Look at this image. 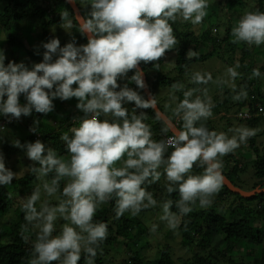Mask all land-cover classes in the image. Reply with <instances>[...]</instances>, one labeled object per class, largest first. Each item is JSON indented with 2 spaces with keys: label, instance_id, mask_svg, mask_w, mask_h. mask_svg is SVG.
<instances>
[{
  "label": "clouds",
  "instance_id": "1",
  "mask_svg": "<svg viewBox=\"0 0 264 264\" xmlns=\"http://www.w3.org/2000/svg\"><path fill=\"white\" fill-rule=\"evenodd\" d=\"M66 2L74 9L78 6L77 0ZM81 4H90L86 16L80 15V9L75 11V26L87 34L86 44L77 45L73 38L61 47L59 39L53 37L42 42L43 59L31 68L22 62L5 64L0 50V114L9 116L7 120L29 116L33 109L47 114L53 111L56 98H77L76 108L84 113L78 126L69 129L71 135L64 132L60 136L67 155L58 154L39 139L24 144L18 139L12 141L33 162L26 171L39 182L20 203L26 222L20 229L22 239L29 241V225L35 230L27 264H78L82 255L85 264H95L109 230L107 222L95 221L94 217L110 202L114 203L115 219L125 213L135 217L142 210L159 206V220L176 232L182 217L197 208H209L220 192L222 157L258 131L245 125L227 132L210 130L205 122L213 116L215 104L208 88L200 85L213 78L211 73L197 71L190 78L194 87L171 85V103L165 105L171 116L164 119L161 129L171 135L155 139L146 123L147 113H137L136 109L151 108L160 120L156 96L149 93L145 99L127 84L121 87L117 83L133 71L130 81L139 89H147L140 63L158 62L177 45L172 24L178 19L201 24L208 15L209 0H81ZM60 16L63 28L74 27L67 9H62ZM231 37L232 43L264 45V11H245L231 29ZM197 55L189 49L186 58ZM239 68L237 62L226 69L227 80L214 81L228 84L234 101L248 95L245 87L237 91ZM260 75L258 68L253 69L249 79ZM177 92H182V99L175 95ZM21 94L24 104L19 100ZM125 102L135 107L129 111L123 106ZM101 116L113 119H99ZM194 166L202 171L194 173ZM162 176L166 193H179L175 201L160 203L149 191ZM14 178L18 173L5 166L0 152V185H9ZM173 206L178 211H173ZM58 220L64 221L59 231ZM157 228L153 223L150 231L155 233Z\"/></svg>",
  "mask_w": 264,
  "mask_h": 264
},
{
  "label": "trees",
  "instance_id": "2",
  "mask_svg": "<svg viewBox=\"0 0 264 264\" xmlns=\"http://www.w3.org/2000/svg\"><path fill=\"white\" fill-rule=\"evenodd\" d=\"M77 4L82 16H86L90 11V4L82 6L80 0H77ZM62 9H67L73 19L74 27L71 29L73 30V38H75L77 45L86 44V35L81 34L77 30L75 26L77 21L75 20L73 9L66 0H27L26 2H21L20 0H0V31L6 35L3 39L6 40L7 38V42L16 47V49H23L20 57L15 56L11 59L6 58L5 64L9 61L14 62V59L16 60L17 58L23 62L25 61V58L22 59L23 55L28 58V61L37 60L34 61L33 64L39 63L42 61L43 52L45 51L42 47V42H47L51 38L56 37L59 39L61 47H63L67 42L71 41L73 38L70 40L63 39L56 32L62 29V20L60 16V11ZM256 9L264 11V0H209V8L207 9L208 15L200 24L201 27L199 31L194 30L190 22H181L178 19L172 24L174 35L178 40L177 45L173 49L166 51L165 56L158 62L140 63L146 75L152 95H155L154 93L160 89H164L165 92L171 93V85L173 83H182L185 85V88L195 86L191 84L189 80L193 74L192 72L189 73V66L192 63L204 62L211 57L217 56L223 58L222 55L233 59L236 50H239L241 56L238 62L240 68L243 70V74L237 86V91H239L241 87H245L248 95L246 99L235 101L237 106L231 116L237 120V124H232L228 118V111L230 110L228 104L234 95L229 85H218L215 83L220 93L212 91L214 84L211 81L207 85H200V87L208 88L209 95L212 97L215 104L213 115L218 114L219 118L230 126L228 129L240 125L258 129L257 134L250 137L247 143H245L252 151V156L249 161L252 165V171L249 179L254 182L246 189L258 185L260 187L264 186V142L261 143L258 140L261 135H264V90L260 86V80L264 78V59L261 64H256L255 57L257 50L255 51V49L258 46L248 45L243 42L238 44L232 43L231 29L238 20L235 16L236 13L242 15L245 11ZM52 27H55V30H52ZM36 28L37 30L35 31ZM23 31L25 32L24 34H22ZM28 35L31 38H38V50L35 49L36 47H25L24 38ZM28 42L30 41L28 40ZM189 49L197 52L198 55L191 59H187L186 54ZM171 52L175 53L176 60L172 68L167 71L162 68V65L164 64L167 54ZM247 56L252 57V61L249 63H245ZM154 63H158L159 68H157ZM256 68L259 69L261 75L249 79L252 70ZM131 75H133V71L128 72L126 76L127 79H129ZM117 83L119 84V80ZM137 89L139 90V94L146 99L142 89ZM175 94L178 98L182 99V92H177ZM155 96L159 109L165 113L167 117H170L171 112L169 111V113H167L163 109V105L158 101L157 95ZM19 100L21 104L26 103L23 94H21ZM77 103L78 101H75L73 104L68 103V106L74 107V110L70 109L69 111L67 110L68 106L66 107L62 104L61 109L56 112V116L50 118L51 121L49 122L47 119L46 122L43 120L45 119V114L38 113L34 109L29 116L22 115L20 117V122L22 119V125H24L26 129V134H17L14 140H20L21 144L25 142H34V138L38 135L40 141L44 143L46 147L54 148L58 154L67 155L64 142L60 139V136L64 132H69L72 126H78L79 116L84 113L76 108ZM53 104H55V102H53ZM123 106L129 111L132 110V107L128 106V103H124ZM258 107H261L263 111L259 112ZM243 108H248L253 116L246 118L237 115L238 112H242L241 110ZM136 111L137 113L141 111L147 113L149 117L147 123L150 124L155 139H163L164 136L171 135V132L165 134L161 131L162 127H164L163 120H156V112L153 109H136ZM221 111L224 112L221 113ZM8 117L9 116L0 114V121H5V127L4 129H0V132H6L11 125L15 127L16 130L20 127L16 122L17 119L14 118L9 121L7 120ZM105 118L110 121L113 119L111 116ZM34 121L38 123L34 124ZM205 123L210 130H227V127L223 130L216 129L211 119H208ZM177 126L179 127L178 121ZM30 128H35L36 131L30 132ZM69 134L71 135L70 132ZM12 141L0 146V152H17V150L21 149L13 146ZM241 146H243V144H241ZM241 146L233 153H229L222 157L224 163L223 173L232 183L240 187L242 186L237 182H245V180L240 178V174L247 170V164L242 165L236 155L237 150L240 149ZM200 170L201 168L197 166L193 168V171L196 173L200 172ZM34 180V175L26 172L22 176L14 178L11 183L15 184L17 189L22 193L25 191L24 188L31 187ZM164 184L165 179L161 177L158 183L153 184L149 188V191L153 193L158 202L162 203L166 199H173L174 201L178 199L179 193L174 192L169 196L165 191ZM12 193L8 185H0V264H27V260L32 251V243L35 240V230L29 225L30 231L26 233V235H29L30 239L28 242L22 239L20 229L21 225L26 222L24 221V215L21 211V202H18ZM226 194H230V196L233 197V201L228 203L229 212L227 215H224V211H219V209H222V206H219L218 201ZM28 195H30V193H28ZM37 206L39 207V205ZM172 210L178 211L175 206H173ZM143 211L144 210L141 212ZM110 214L113 215L112 218ZM114 217V203L112 202L107 206H102L94 217L95 221L107 222L109 230L107 239L101 244L102 252H98L95 258V264H105L103 258V249L105 245L122 244L126 246L129 243H133L135 247L136 238L147 232L148 228L143 218L139 215L133 217L129 213H125L120 219H115ZM177 231L181 235L182 242L185 243L189 251L194 250L190 258L182 259V264H246L243 262V259H237V254L235 255L236 252H239L242 245L251 247L248 251L254 250L255 246L260 245L261 248L259 253L247 252L245 255H249L252 264H264V192L249 198H244L239 194L231 192L223 185L220 192L215 196L212 205L207 209L197 208L194 212L182 217L180 227ZM215 235L223 237V246L220 249H215L213 246ZM145 245L140 248L137 247L135 250H130L129 258L125 263L151 264L148 257L142 254V249ZM155 263L172 264V259L166 246L159 251ZM78 264H85L83 255L80 261H78Z\"/></svg>",
  "mask_w": 264,
  "mask_h": 264
},
{
  "label": "rangeland",
  "instance_id": "3",
  "mask_svg": "<svg viewBox=\"0 0 264 264\" xmlns=\"http://www.w3.org/2000/svg\"><path fill=\"white\" fill-rule=\"evenodd\" d=\"M21 2H26L27 0H20ZM81 1V0H80ZM236 18H240V14L236 13ZM238 21V20H237ZM22 26V25H21ZM62 27V26H61ZM59 27V28H61ZM193 29L196 31L200 30V24L199 25H192ZM37 30V28L35 29V31ZM52 30H55V27H52ZM32 32V31H29ZM58 33V35H60L61 38L66 39V40H70L73 38V30L72 29H65L62 27V29H59L58 31H56ZM25 32L23 31L22 34H24ZM34 33V32H32ZM222 34V33H221ZM30 35V34H29ZM27 36L26 38H24V43H25V47L29 48V47H36L35 49L38 50V46H39V42L38 38H31L30 36ZM34 35V34H31ZM6 35L5 33L0 31V50H3V53L5 55L6 58H13V57H20V55H22V50L20 49H16V47H14L13 45H10L7 42V38L6 40H4L3 38H5ZM3 42H2V41ZM28 40L30 42H28ZM37 42V44H36ZM38 45V46H37ZM201 50V49H200ZM257 50L256 53V64L259 65L261 64L262 60L264 59V45H260L258 46L255 51ZM223 58L221 57H211L207 60H205L204 62H194L189 66V73H194L197 71L200 72H208L211 73L213 80L211 81L214 86L212 87V91L214 92H218L220 93V90L217 89V85H215L214 81L217 78H223L225 80L228 79L227 75H226V69L228 67L234 66L240 58V52L239 50H236V54L235 57L232 59L222 55ZM25 61H21L19 58H17L16 60L14 59V62L16 63H24L27 67L31 68L34 64V61L37 60H31L28 61V58L25 57L24 55L22 56ZM55 58V57H54ZM176 60L175 57V53L171 52L167 54V57L164 61V64L162 65V68H164V70H170L174 64V61ZM27 61V62H26ZM250 61H252V57L251 56H247L245 63H249ZM237 71L242 75L243 74V70L241 68L237 69ZM241 75L240 77H238L235 81V83H237L236 85H239V82L241 80ZM119 80V85L121 87H123L125 84L128 85V87L132 88L133 90L137 91L139 93V90L137 89V87H135V83L130 81L129 79H127V77L124 78H120ZM190 80V79H189ZM188 81V80H186ZM228 85V84H227ZM76 85H73V87H75ZM242 86V85H240ZM260 86L262 87V89L264 90V78H261L260 80ZM217 89V90H216ZM155 95H157L158 101L161 103V105H163V109L169 113V109L165 108L166 104H170L171 100H170V96L172 93H167L164 91V89H160L159 91L154 93ZM176 95V94H175ZM177 96V95H176ZM178 97V96H177ZM75 101H78L77 98L73 97L70 98L68 100H61L59 98L54 99L53 102H55L53 111L45 114V119H43L46 122V119L49 121H51L50 118L56 116V112L59 111L62 107V104L64 106H68V103H74ZM59 105H58V104ZM128 103V106L132 107V109L134 108V103H129V102H125V104ZM236 103L235 101L231 98V101L228 104V107H230V110L228 111V118L230 119V121L232 122V124H237V120L231 116V114L234 112V110L236 109ZM174 107V104H173ZM74 110L73 106H68L67 110ZM224 111H221V113H223ZM110 117V116H109ZM101 118H105L103 116L99 117V119ZM213 121V125H215L216 129L218 130H223L224 128L227 130H225L224 132L228 131V126L224 121L221 120V118H219L218 114L213 115L211 118H209ZM16 122L19 124L20 127L17 128V130L15 129V127H13L12 125L9 126L8 130L6 132H0V146H3L4 144H7L9 141H12L16 138L15 135L22 133V135L26 134V129L24 127V125H22V119L20 122L19 120H16ZM147 123V121H146ZM30 130V129H29ZM229 135H231V133H229ZM15 136V137H14ZM259 142H264V135H261L258 138ZM15 148V147H14ZM251 149L249 148V146L247 144H243V146H241L240 149L237 150L236 155L238 157V159L240 160V163L242 165L247 164L246 168L247 170H245V172L240 174V178L245 180V182L243 183H239L237 182L239 185H241L242 189H246L247 187L251 186L254 182L253 180L249 179V176L251 171H252V165L250 164V159H251ZM4 156V162H5V166L7 168H9L10 170H12L13 172H17L18 173V177L19 173H23L25 174L27 171L26 169L33 163L32 161H30L25 153L24 149H19L17 150V152H13V151H7L6 153H3ZM202 171V169L200 170V172ZM194 172V171H193ZM196 173V172H194ZM199 173V172H197ZM248 180H247V179ZM162 179H165L162 176ZM39 182L35 179L32 184L31 187H26L24 188L25 191H23L22 193L17 189V186L13 183L9 184V188L12 190V195L15 196V199L18 200V202H21V198L28 196V193H31V191L34 189V187H36V185ZM264 185V184H263ZM233 201V197L230 196V194H226L224 195V197L218 201L219 206H222V209H219L220 212L224 211L225 214H228V203ZM53 203H55V200L53 199ZM39 205V204H38ZM108 204L102 205V206H107ZM101 206V207H102ZM112 213V212H111ZM161 214V208L156 207V208H149V209H145L143 212L139 213V216L141 218H143L144 223L147 226V232L146 234H141L136 238V245L134 247L133 243H129L128 245H122V244H114V245H105L104 249H103V258L105 260V264H126V260L129 258V251L132 249H137L142 247L143 245L144 248L142 249V254L144 256H147L148 259L151 261V264H156L155 260L157 259L158 255H159V251L161 249H163V247H167V250L170 253V257L172 259V264H182V259H186V258H190L192 256V251H189V249L187 248V246L185 245V243L182 242V237L181 235L178 233V231L176 230V232H173L172 230H169L166 226V224L162 221L159 220V216ZM111 218L113 215H111ZM6 217V216H5ZM64 223V221L62 220H58L56 222V227H57V231H59V228L61 226V224ZM155 223L158 225L157 231L155 233L150 231V227L151 225ZM114 226V224H113ZM222 236L219 235H215L214 237V242H213V246L215 249H220L223 246L222 243ZM148 242V243H147ZM263 245H264V241H263ZM249 248L251 247H245L244 245L241 246L239 252L235 253L237 259L242 260L243 262L246 264H252L251 263V258L249 257V255H245V253L247 252H260V245L255 246L254 250H249ZM234 255V256H235Z\"/></svg>",
  "mask_w": 264,
  "mask_h": 264
},
{
  "label": "water",
  "instance_id": "4",
  "mask_svg": "<svg viewBox=\"0 0 264 264\" xmlns=\"http://www.w3.org/2000/svg\"><path fill=\"white\" fill-rule=\"evenodd\" d=\"M71 6V8L73 9V13H74V16H75V11L78 10L79 11V8L78 6L76 5L75 6V9L73 8V6L71 4H69ZM80 13V11H79ZM80 15L82 16V14L80 13ZM86 35V38H87V34ZM139 68L143 71L142 67L139 65ZM143 79L147 85V89H142L145 96H146V99L148 98V94L151 93L150 89H149V85L147 83V79H146V75L143 71ZM157 109L159 110V112L161 113V119L164 121V119L167 117V115L165 113H163L159 107L157 106ZM155 111V110H154ZM156 112V111H155ZM174 123V122H173ZM223 174V173H222ZM223 177H224V180H223V185H225L231 192L233 193H236V194H239L241 197H244V198H249V197H252L256 194H261L264 192V186H256L254 187L253 189H250V190H245V189H242L240 188L239 186H236L235 184H233L227 177L226 175L223 174Z\"/></svg>",
  "mask_w": 264,
  "mask_h": 264
},
{
  "label": "built area",
  "instance_id": "5",
  "mask_svg": "<svg viewBox=\"0 0 264 264\" xmlns=\"http://www.w3.org/2000/svg\"><path fill=\"white\" fill-rule=\"evenodd\" d=\"M258 111H259V112H262L263 109H262L261 107H258ZM83 115H84V114H81V115L79 116V119H80L81 117H83ZM237 115H239V116H241V117H246V118H250V117L253 116V114L250 113L249 109H245V110H243L242 112H238ZM4 127H5V121H0V129H4ZM165 138H167V136H166ZM165 138H164V139H165ZM37 139L40 140V138H39L38 135L34 138V140L36 141Z\"/></svg>",
  "mask_w": 264,
  "mask_h": 264
}]
</instances>
